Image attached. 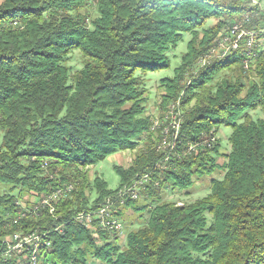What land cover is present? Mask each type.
Instances as JSON below:
<instances>
[{
  "label": "trees",
  "instance_id": "16d2710c",
  "mask_svg": "<svg viewBox=\"0 0 264 264\" xmlns=\"http://www.w3.org/2000/svg\"><path fill=\"white\" fill-rule=\"evenodd\" d=\"M211 20L217 23L209 27ZM235 22L264 40V9L242 0H3L0 246L15 233H38L52 244L43 252L49 264H264V119L253 115H264V48H254L251 59L233 53L195 74ZM187 34L181 65L161 85L163 109L180 99L177 149L167 155L158 149L160 131L152 130L142 74L169 68V52ZM75 53L78 70L69 64ZM223 71L230 77L216 81ZM223 127L231 129L228 154L217 138ZM212 133L211 148L187 152ZM128 151L136 155L128 167H115L117 189L90 177L91 167ZM217 170L224 176L210 181L207 197L163 199L164 191L190 195L196 180ZM145 175L138 198L117 204L121 220L129 209L145 212L133 218L142 225L127 232L124 248L123 234H93L74 222ZM69 184L77 189L54 205L59 220L21 205Z\"/></svg>",
  "mask_w": 264,
  "mask_h": 264
},
{
  "label": "built area",
  "instance_id": "2783aa9c",
  "mask_svg": "<svg viewBox=\"0 0 264 264\" xmlns=\"http://www.w3.org/2000/svg\"><path fill=\"white\" fill-rule=\"evenodd\" d=\"M254 48L263 49L264 40L257 41L255 33L247 31L242 27L241 23L235 22L218 36L215 45L200 58L195 74L210 66L214 61H220L222 57L236 52H242L251 59L256 55ZM180 128L181 111L176 101L170 105L168 116H162L157 121H154L152 130L160 131L161 141L158 149L164 150L167 155L174 153L177 149ZM215 141L216 136L212 133L206 140L191 145L187 152H197L202 147L211 148ZM149 180L150 176L145 175L141 181H137L132 186L126 187L120 191L115 199H108L104 205L98 207L96 210H83L77 213L74 216V222L87 227L93 234H97L99 231L124 234L125 225L117 215L120 208L117 207V204H124V199L127 195H130L133 199H137L140 192L139 186ZM75 190L76 186L69 184L57 188L49 195L31 197L29 206L23 203L21 205L23 209L26 208L29 213H32L31 215H35L40 210L47 209L54 218L59 220L61 215H55L54 205L59 204L63 200H72ZM26 216V212H23L15 223ZM55 231L62 232V227L58 226ZM46 236L47 234L39 235L38 233H33L24 235L22 233H15L7 237L0 246V262L7 263L9 260H12L15 264H49L43 256V252L47 249L50 250L52 246L51 242L46 239ZM35 241L43 242L41 254H33L31 252V244Z\"/></svg>",
  "mask_w": 264,
  "mask_h": 264
},
{
  "label": "rangeland",
  "instance_id": "374dc122",
  "mask_svg": "<svg viewBox=\"0 0 264 264\" xmlns=\"http://www.w3.org/2000/svg\"><path fill=\"white\" fill-rule=\"evenodd\" d=\"M3 0H0V3ZM244 5H249L250 7H260L262 11L264 9V0H242ZM217 23L216 20H211L208 22V26L211 27ZM192 36L187 34L184 36V39L178 44L175 50L169 52V59L171 61V65L169 68L157 70L154 72L143 73L142 76L145 78L146 86L148 89V114L153 117L154 120L160 119L162 116H167L170 112V106L165 109L162 108V96L165 94V89L161 87L162 81L164 79H172L175 75V70L182 63V56L188 50V44ZM75 70L81 69L82 67V57L79 53H75L74 56L71 57L69 63ZM231 72L223 71L218 77H216V81H219L223 77H230ZM220 77V78H219ZM254 77L249 75V77L245 80L250 82ZM168 109V110H167ZM167 110V112H166ZM256 119H264V115L261 112L253 113ZM231 135V129L228 127H223L218 131L217 138L220 139L221 142V152L222 154H228L230 152L229 145V137ZM136 155V151H128V152H119L113 154L106 158L103 162L99 163L96 166H93L89 169L90 177L93 179L95 176H101L107 183L110 189H117L120 185V177L115 171L116 166L128 167L134 160ZM225 162L224 156H220L218 158V164L222 165ZM224 176L223 170H217L213 174L205 176L201 179L195 181L193 188H191L190 195H174L167 191L163 192L164 200H175L179 203L185 202H194L196 200H201L207 197L210 192V181L214 178L222 179ZM178 193V190L174 191ZM145 212H137L135 213L132 209H129L128 216L122 218V221L125 225V233L121 236V247H125V238L127 232L138 230L141 223L136 222L137 220H133V218H138L141 215H144ZM132 215V216H131ZM136 222L135 225H131V222ZM138 223V224H137ZM94 264H101L99 262H92Z\"/></svg>",
  "mask_w": 264,
  "mask_h": 264
},
{
  "label": "bare ground",
  "instance_id": "6f19581e",
  "mask_svg": "<svg viewBox=\"0 0 264 264\" xmlns=\"http://www.w3.org/2000/svg\"><path fill=\"white\" fill-rule=\"evenodd\" d=\"M227 57L229 56H225V57H222L221 59H226ZM212 65V64H211ZM177 106H180V99L177 100ZM168 116V115H167ZM77 189V188H76ZM56 206V205H55ZM54 206V207H55ZM55 210L54 209V213H55ZM42 250H43V242L42 241H35V242H32L31 244V252L33 254H41L42 253ZM35 264H42V263H35Z\"/></svg>",
  "mask_w": 264,
  "mask_h": 264
}]
</instances>
